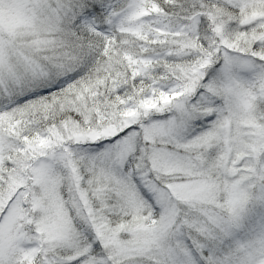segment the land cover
Returning <instances> with one entry per match:
<instances>
[{
  "label": "snow or ice",
  "instance_id": "obj_1",
  "mask_svg": "<svg viewBox=\"0 0 264 264\" xmlns=\"http://www.w3.org/2000/svg\"><path fill=\"white\" fill-rule=\"evenodd\" d=\"M0 264H264V0H0Z\"/></svg>",
  "mask_w": 264,
  "mask_h": 264
}]
</instances>
